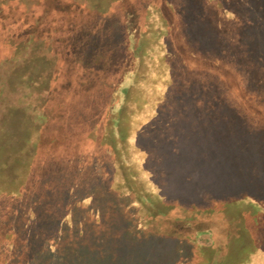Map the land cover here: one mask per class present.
I'll list each match as a JSON object with an SVG mask.
<instances>
[{
	"label": "rangeland",
	"instance_id": "1",
	"mask_svg": "<svg viewBox=\"0 0 264 264\" xmlns=\"http://www.w3.org/2000/svg\"><path fill=\"white\" fill-rule=\"evenodd\" d=\"M93 1L0 0V264H207L199 244L235 251L229 214L178 216L207 196L241 214L264 202V129L182 64L179 39L235 62L264 95V0H143L149 42L119 84L111 23L135 35L137 16L118 0L98 15ZM149 202L167 214L151 221ZM257 238L264 253V227Z\"/></svg>",
	"mask_w": 264,
	"mask_h": 264
},
{
	"label": "trees",
	"instance_id": "2",
	"mask_svg": "<svg viewBox=\"0 0 264 264\" xmlns=\"http://www.w3.org/2000/svg\"><path fill=\"white\" fill-rule=\"evenodd\" d=\"M143 0H118L120 9L126 14L128 12L137 16V32L135 35H131L128 31L126 22H121L120 18H115L113 21L112 31L113 36H118L115 40L116 53L111 57V62L114 64L111 66V71L116 74V78L112 82L117 84L121 83L126 72L133 73L136 69L138 59L144 55L145 48L149 40L145 36V30L143 21L146 9H143L139 4ZM149 2L148 0H146ZM93 7L99 14H102L108 4V0H94ZM109 2V3H107ZM115 2V1H114ZM113 3V1L111 2ZM114 4V3H113ZM116 8V7H115ZM120 10V11H121ZM121 11V12H122ZM163 15L162 21L164 25H167L168 30L173 28L178 29V18L169 17L167 9H163L161 12ZM170 18V19H169ZM103 20V19H102ZM173 31V30H172ZM113 37V41H114ZM28 42L30 41L27 40ZM180 45L183 48L184 54L180 57L182 64L192 72L203 74L209 78H214L215 82L223 89V95L226 96V100L229 105L235 108L240 115L243 116L248 126L253 129H264V95L257 91L253 85L251 78L242 71L235 62L226 59H220L217 57H208L206 55H199L194 52L190 47L184 45L182 39H179ZM120 47V49L118 48ZM103 54L100 56L102 57ZM99 56V57H100ZM95 58L97 61V57ZM81 63V60H78ZM111 73H108L106 77H109ZM105 77V78H106ZM128 87L121 89V94L127 93ZM104 93V90L102 94ZM108 93V92H107ZM116 111L117 115L113 117L111 126L113 130L119 131L120 139L124 138V132L119 130V122L122 118L119 108ZM121 126V125H120ZM112 130V129H111ZM112 130V132H113ZM114 131V132H116ZM150 216L153 221L156 217L159 219L162 215L167 214V209L162 208V205L149 202ZM247 211L245 214L237 213L239 207H234L228 200H217L207 196L203 205H187L185 207V214L178 216L179 221H193L199 219L204 214H219L221 217L226 215L231 216L233 225L235 228V234L233 236L235 243L238 242V248L230 252H211L210 246H197L203 253L205 252V258L207 264H264V253L261 249L257 254H254L259 248V241L257 238V231L260 227H264V202H251L246 205ZM157 219V220H158ZM164 235H171L170 232H162Z\"/></svg>",
	"mask_w": 264,
	"mask_h": 264
}]
</instances>
